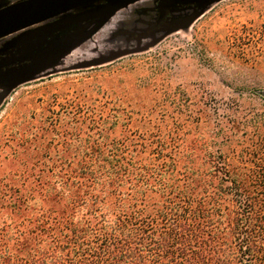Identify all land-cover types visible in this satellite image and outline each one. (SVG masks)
Masks as SVG:
<instances>
[{
  "label": "trees",
  "instance_id": "obj_1",
  "mask_svg": "<svg viewBox=\"0 0 264 264\" xmlns=\"http://www.w3.org/2000/svg\"><path fill=\"white\" fill-rule=\"evenodd\" d=\"M230 107L213 129L49 116L48 162L22 142L7 168L39 171L0 175V264H264V113Z\"/></svg>",
  "mask_w": 264,
  "mask_h": 264
},
{
  "label": "rangeland",
  "instance_id": "obj_2",
  "mask_svg": "<svg viewBox=\"0 0 264 264\" xmlns=\"http://www.w3.org/2000/svg\"><path fill=\"white\" fill-rule=\"evenodd\" d=\"M9 2L0 0V8ZM154 7L155 0H144L118 13L54 72L36 76L4 98L0 175L37 173L39 168L26 169L22 161L7 167L22 142L29 146L26 155L21 149L22 156L34 157L41 147L48 162L49 116L66 109L94 118L91 122L132 130L166 125L213 129L217 113H232L231 104L264 113V0L214 2L186 26L193 11L179 10L168 28L139 39L154 20ZM122 23L129 34L117 33ZM174 26L183 27L174 31ZM133 49L140 51L74 67Z\"/></svg>",
  "mask_w": 264,
  "mask_h": 264
},
{
  "label": "water",
  "instance_id": "obj_3",
  "mask_svg": "<svg viewBox=\"0 0 264 264\" xmlns=\"http://www.w3.org/2000/svg\"><path fill=\"white\" fill-rule=\"evenodd\" d=\"M142 1L144 0H11L1 7L0 41L10 38L6 44H0V54L5 53L7 57L19 47L33 45L25 44L33 41L49 39V47L42 44L36 53L33 52L32 60L24 61L17 68L0 74V103L15 87L33 80L44 72H54L69 55L85 41L92 39L118 13ZM219 1L221 0H158L156 5L158 19L155 24L158 26L167 19L173 8L194 4L197 12L184 26L190 25L200 16L202 9ZM127 26L122 23L117 33L129 34L130 32L125 30ZM182 27L174 26L172 30L176 31ZM149 36L150 34L144 32L138 37L141 39ZM138 51L140 49L126 50L95 61H85L74 67L99 65ZM1 55L0 59L3 56ZM0 61L1 70L14 60L11 58L6 62Z\"/></svg>",
  "mask_w": 264,
  "mask_h": 264
},
{
  "label": "flooded vegetation",
  "instance_id": "obj_4",
  "mask_svg": "<svg viewBox=\"0 0 264 264\" xmlns=\"http://www.w3.org/2000/svg\"><path fill=\"white\" fill-rule=\"evenodd\" d=\"M157 1H155V7L152 8L150 10V12L154 13V20L153 21H148L147 22V28H146V31L148 34L150 33H153L155 31H160V30H164L163 28H168L169 25H170V21L172 20L173 18V14L174 12L176 11H179V10H191L193 11V15L197 12V10L194 9V4H190L188 6H178L176 8H173L169 15H168V18L167 19H164L161 24H159L158 26H156V22H157V19H158V12L156 10V5H157ZM10 38V37H9ZM9 38H5L3 40L0 41V44H6L7 41L9 40ZM25 44H33V45H28V46H25V47H19L18 49L15 50V52L12 54V55H8L7 57L5 56V53H1L0 55L2 56L0 60H8V59H11L13 58V62L11 64H9L8 66H4L1 70H0V74L1 73H6V72H9L15 68H17L18 66H20V64H22L24 61H27V60H32L34 58V56H32L33 52L36 53L39 49V47L42 45V44H45L46 47L48 46L49 47V39L47 40H43V41H33V42H28V43H25ZM1 47V46H0ZM36 58V57H35Z\"/></svg>",
  "mask_w": 264,
  "mask_h": 264
}]
</instances>
